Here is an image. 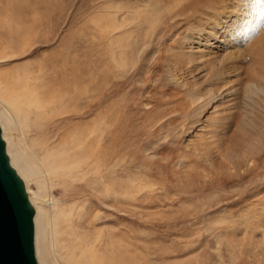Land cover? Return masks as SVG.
Returning <instances> with one entry per match:
<instances>
[{"label": "bare ground", "instance_id": "1", "mask_svg": "<svg viewBox=\"0 0 264 264\" xmlns=\"http://www.w3.org/2000/svg\"><path fill=\"white\" fill-rule=\"evenodd\" d=\"M5 1L6 5L0 4V26L8 19L14 20L13 25L7 23L11 24L9 28L14 33L18 29L14 25L15 19H11V14H2L12 10L16 17L23 10L20 12L21 4L28 0ZM45 4L42 5L45 7ZM63 6L61 3L62 13ZM76 11L75 40L89 31L88 46L75 48L77 51L69 58L65 55L66 58L58 57L53 62L45 58L43 63L54 64L51 67L56 68L52 93L71 91L63 90L65 87L75 88L72 107L64 102V98L57 99L61 113H73L70 117L75 129L92 124L95 129L99 126L98 131L86 132L94 143L90 157L102 161L106 171L110 170L114 175L127 164L129 141L164 139L165 129L173 127L177 131L165 137L167 145L158 147V151L147 147L149 151L153 150L147 155L148 159L168 163V175L176 183L188 178L209 185L226 184L248 174H261L264 167V0H88L85 8ZM35 13L33 17L38 22L40 11ZM22 15L23 12L17 21L27 16ZM1 16L8 18L3 20ZM18 24L20 22L17 23L20 26ZM36 40L38 42L39 38ZM96 48L100 52L97 58ZM90 52L94 53V58L90 56L92 61L89 60ZM92 62L93 71L97 75L103 74L101 80L106 90L101 104L95 102L97 94L90 81ZM99 64L103 68H98ZM31 83L33 85V78ZM20 85L29 87L25 80ZM0 90L6 93L7 87L4 85ZM11 92L18 93L16 90ZM44 93L45 90L39 95L33 85L29 98L21 99L11 93L12 98L6 99L1 97L4 94L0 95V105L4 108L0 126L7 153L23 178L36 209L35 248L39 264H48L47 257L42 254L46 243L44 215H40L30 193L26 175L29 162L24 150L17 148L15 141L6 135L8 125L13 124L12 118L29 112L31 106L39 107L45 114L53 101L41 98ZM94 108L101 109V115L96 118ZM100 132L102 135L98 137ZM79 135L83 140L82 132ZM143 149L140 146L141 152ZM169 151L171 156H168ZM169 157H172L171 161ZM45 167L46 175L50 177L62 175L69 166L48 156ZM101 169L102 166L97 167V170ZM137 175L138 183L142 184L140 171ZM144 180L142 186L146 187L147 180ZM223 198L233 199L237 214L219 227L211 242H222L230 255L240 245L253 250L254 254L259 250L261 254L256 260L264 264V194L255 191L245 197L234 194ZM47 203L57 207L59 200L52 198ZM63 215L67 219L65 213ZM56 233L60 232L54 224L53 240ZM53 240L51 247L55 251L57 243ZM97 257L98 254L86 247L78 254L74 249L65 260L69 264H99Z\"/></svg>", "mask_w": 264, "mask_h": 264}, {"label": "rangeland", "instance_id": "2", "mask_svg": "<svg viewBox=\"0 0 264 264\" xmlns=\"http://www.w3.org/2000/svg\"><path fill=\"white\" fill-rule=\"evenodd\" d=\"M43 1L28 0L22 3L21 17H28L19 21L16 18L20 17L22 12L15 15L16 17L12 10L11 13L7 10L2 14H11L12 18H9L15 19L16 26L20 22V26H15L18 28L14 31L19 33L17 35L11 32V24H7L9 22L13 25L14 20H7L5 15L1 16L8 22L0 26V87H7L6 93L0 90V95L5 93L1 97L5 96L6 99L12 98L11 93L21 99L29 98L35 85L39 95L45 90V96H40L41 98L53 101L52 104L49 103L45 114L39 107L31 106L29 112L25 111L19 117L16 115V118H12V126L8 125L6 135L15 141L17 148L24 150L23 153L29 162L26 175L29 178L32 199L40 215H44L46 243L42 247V254L47 257L48 264H69L66 260L73 250L76 249L78 254L86 247L98 254L99 264H260L256 259L260 257L261 251L258 250L257 254H254L253 250H247L240 245L234 248L230 255V251H226L222 242H211V237L220 230L221 225L229 222L231 218L234 219L237 214L233 199L223 197L234 194L245 197L255 191L264 194V167L260 175L248 174L241 180L229 181L226 184L209 185L207 182L189 181L188 178L176 183L168 175V163L148 159L147 155L153 152L148 150L149 147L158 151V147L167 145L165 137L168 133L174 135L177 131L171 127L165 129L164 139L161 137L159 140H143L139 143L129 141V149H126L130 152L127 164L116 170L114 175L110 170L106 171L102 161L90 157L94 143L88 139L86 132L94 130L95 125H89L87 128L86 125L76 130L70 117L73 113H61V105L57 103L58 98H64V102L72 107L75 88L65 87L63 90L71 91L52 93L56 68L51 67L54 64L43 63L46 59H52L53 62L58 57L69 58L77 51L75 48L79 50L82 46H88L89 31L85 36L81 34L83 40H75V32L78 29L75 21L76 10L85 8L88 0H50V3ZM6 3L7 1L0 0L1 5ZM28 3L29 5H26ZM47 3L54 6L52 10L51 5ZM61 3L64 5L63 13L60 10ZM31 5V8H27ZM24 6L25 10H29H26L27 13ZM35 11H40L38 22H35L33 17ZM42 19L44 21H41ZM22 21L24 25L21 26ZM73 22L75 28L71 26ZM35 29L40 31L36 32ZM36 38H39L38 42ZM96 50L97 58L100 57V52L97 48ZM90 56L94 58V53H89V60L92 61ZM84 58L86 57H82ZM98 68H103L102 64H99ZM93 69L95 70V67L92 62L90 81L95 89L94 94H97L95 102L101 104L106 90L101 80L103 74L98 76ZM24 80L29 83L28 88L20 85ZM96 85L100 88L97 89ZM15 90L18 93L11 92ZM93 112L96 118L101 109L94 108ZM0 115H4L1 105ZM99 129L98 126L95 130ZM101 131L103 132V129ZM102 132L98 137H101ZM140 146L144 147L143 152ZM170 154L171 151L168 156ZM48 156L54 157L63 166L68 165L67 172L47 176L45 160ZM169 159L171 161L172 157ZM98 166H102V169L97 170ZM138 171L143 185L144 179L147 180L146 187L138 183ZM52 198L59 200L57 207L47 203ZM59 214H62V217ZM54 224L60 232L55 235L56 241L52 238ZM52 240L57 243L55 251L51 247Z\"/></svg>", "mask_w": 264, "mask_h": 264}, {"label": "water", "instance_id": "3", "mask_svg": "<svg viewBox=\"0 0 264 264\" xmlns=\"http://www.w3.org/2000/svg\"><path fill=\"white\" fill-rule=\"evenodd\" d=\"M35 213L26 184L10 161L0 126V264H39Z\"/></svg>", "mask_w": 264, "mask_h": 264}]
</instances>
